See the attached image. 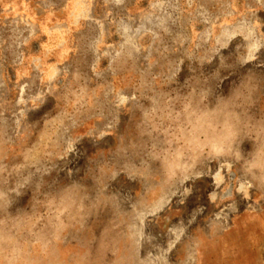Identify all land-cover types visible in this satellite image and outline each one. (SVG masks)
<instances>
[{"label":"rangeland","instance_id":"rangeland-1","mask_svg":"<svg viewBox=\"0 0 264 264\" xmlns=\"http://www.w3.org/2000/svg\"><path fill=\"white\" fill-rule=\"evenodd\" d=\"M0 264H264V0H0Z\"/></svg>","mask_w":264,"mask_h":264}]
</instances>
